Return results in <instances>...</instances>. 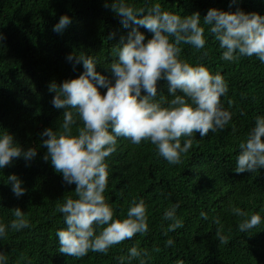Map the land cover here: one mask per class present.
<instances>
[{"label": "trees", "instance_id": "1", "mask_svg": "<svg viewBox=\"0 0 264 264\" xmlns=\"http://www.w3.org/2000/svg\"><path fill=\"white\" fill-rule=\"evenodd\" d=\"M112 3L0 0V136L7 132L23 151L37 152L31 160L16 158L0 169V224L6 226L0 253L7 257V264H121L120 258L123 264H140L141 260L145 264H264V167L255 172H235L240 144L246 142L256 118L264 117V63L255 56L222 59L224 49L203 22L210 9L264 17V0H124L129 6L145 9L160 3L164 11L181 17L200 14L205 46L197 49L182 43L179 59L223 76L228 92L221 97V107L231 114V120L223 130L203 138L194 133L193 147L181 154L178 165L169 164L149 141L134 145L117 137L116 152L105 160L109 175L103 195L114 211L113 219L121 221L127 218L134 200H143L148 231L111 247L107 254L90 251L76 259L59 252L56 233L67 226L57 208L67 198L78 197L75 184H66L50 158L44 160L48 137L43 133L48 129L61 132L65 112H71L77 121L72 126L73 135L83 124L75 109L54 107L57 92L49 87L55 83L59 89L84 73L83 64L68 60L70 55L93 58L95 71L114 85L110 66L118 62L119 49L128 42L133 29L145 36V43L153 35L132 22L124 27ZM62 16L69 17L71 23L57 33L53 29ZM97 87L106 94V88ZM169 87L167 80L158 81L153 102L168 107L174 98ZM141 95L147 93L142 90ZM176 95L183 93L177 90ZM186 139L181 138L182 146ZM11 175L22 182L24 195L17 197L12 191L8 182ZM177 204L175 217L183 227L168 231L173 221L164 219V214ZM17 208L29 221V227L19 231L10 227ZM233 208L247 215L236 216ZM254 214L261 216V224L240 232L239 224ZM218 229L227 237L226 243L220 242ZM169 239L171 246L166 243ZM132 247L147 255L130 260Z\"/></svg>", "mask_w": 264, "mask_h": 264}, {"label": "clouds", "instance_id": "2", "mask_svg": "<svg viewBox=\"0 0 264 264\" xmlns=\"http://www.w3.org/2000/svg\"><path fill=\"white\" fill-rule=\"evenodd\" d=\"M111 8L122 17L124 27L132 22L146 28L153 34L152 38L145 43V36L133 29L128 42L119 49L118 62L110 66L114 85L95 71L93 58L70 55L68 60L83 64L84 73L64 82L59 89L55 83L49 87L50 91L57 92L54 107L75 109L83 124L73 135L72 126L77 121L71 112H65L61 132L48 129L43 133L48 137L44 141L48 150L44 160L50 158L64 182L76 186L74 192L78 199L67 198L57 208L67 227L56 233L59 252L76 259L85 257L90 251L107 254L111 247L148 231L143 200L138 203L134 200L127 218L121 221L113 219L114 211L103 195L109 175L105 160L116 152L117 137L128 139L134 145L149 141L169 164L178 165L182 162L181 154L193 147L194 133L203 138L210 132L223 130L231 120V114L221 107V97L228 92L223 76L213 75L203 65L192 66L179 59L180 44L197 49L205 46L198 12L181 17L164 11L160 3L145 9L129 6L124 0H113ZM203 22L210 26L220 48L224 49L222 59L233 61L240 56H255L264 63V17L242 11L228 13L210 9ZM70 23L69 17L62 16L53 31L60 33ZM161 79L167 80L169 92L174 96L168 107L153 102ZM97 85L106 88V94L102 95ZM142 90L147 95L142 96ZM177 90L183 95H176ZM182 137L187 138L183 146ZM240 149L236 173L255 172L264 167V117L256 118L255 127L246 142L240 144ZM36 155L35 149L23 151L7 132L0 136V169L10 166L16 158L31 160ZM8 182L17 197L24 195L26 190L16 175L9 176ZM178 207L179 204L164 214V219L173 221L168 231L183 227L182 221L175 217ZM232 212L236 216L247 215L240 208H233ZM201 216L208 219L205 213ZM14 217L11 229L19 231L29 227V221L19 208L14 210ZM214 222L220 224L219 219ZM261 222L259 214L251 215L239 224V231L247 232ZM97 229H100L98 234ZM5 235L6 226L0 224V238ZM217 236L221 243L227 242L221 229ZM166 243L171 246L173 241L169 239ZM142 255L146 256L147 252L141 253L136 247L129 250L130 260ZM120 262L123 264V258ZM0 264H7L3 253H0ZM140 264H145L144 260Z\"/></svg>", "mask_w": 264, "mask_h": 264}]
</instances>
